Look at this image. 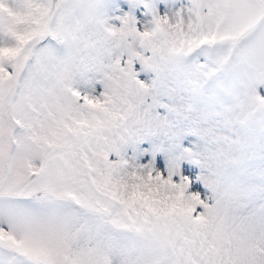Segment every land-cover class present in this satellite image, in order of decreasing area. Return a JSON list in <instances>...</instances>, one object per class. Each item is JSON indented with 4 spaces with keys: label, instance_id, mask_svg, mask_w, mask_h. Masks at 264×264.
Segmentation results:
<instances>
[{
    "label": "snow or ice",
    "instance_id": "1",
    "mask_svg": "<svg viewBox=\"0 0 264 264\" xmlns=\"http://www.w3.org/2000/svg\"><path fill=\"white\" fill-rule=\"evenodd\" d=\"M0 264H264V0H0Z\"/></svg>",
    "mask_w": 264,
    "mask_h": 264
}]
</instances>
